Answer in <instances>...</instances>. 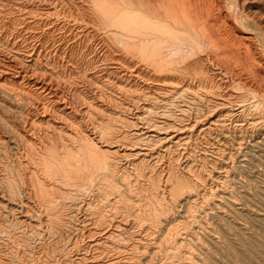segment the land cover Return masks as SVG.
I'll return each instance as SVG.
<instances>
[{"label": "bare ground", "instance_id": "6f19581e", "mask_svg": "<svg viewBox=\"0 0 264 264\" xmlns=\"http://www.w3.org/2000/svg\"><path fill=\"white\" fill-rule=\"evenodd\" d=\"M78 4L89 12L81 25L92 23L99 29L97 36L91 29L82 28L77 19L59 13L60 17L55 8H48L33 21H26L23 13L22 19L15 15L12 22L17 35L0 37L12 49L0 50V90L5 92L0 95V158L6 163L12 159L22 167L20 186L8 180L4 165L0 167V264L39 262L43 256L41 236L60 223L61 210L64 215L75 212L79 202L74 197L79 191H74L82 184L70 181L73 169L68 164L73 161V167L79 169L85 154H89L93 168L109 171L111 165L121 164L129 155V147L124 149L121 138H117L122 135V125L127 127L131 146L161 134L164 136L159 139L165 141L170 129L158 128L154 121L162 119L161 123L173 128L176 113L186 115L194 108L211 107L214 115H245L252 126L264 125V0H78L75 6L80 8ZM98 19L102 28L91 22ZM31 23L38 28V36L33 31L18 35L30 30ZM66 28L88 38L97 57L116 53L109 58L113 64L110 68L90 70L97 61L95 57L89 60L88 67L82 69L85 91L62 85L60 76L73 73L71 57L66 52L58 54L56 37L64 32L50 38L55 45L51 51L46 48L48 35ZM99 73L119 79L104 85ZM13 107L18 111H12ZM100 146L113 149L103 154L104 160ZM93 172L82 179L91 180ZM60 173L65 178V192L57 182ZM30 180H36L37 186L31 187ZM92 244L100 245L97 241ZM29 247L36 261L28 260L30 252L26 254L25 249ZM92 257H75L72 264H92Z\"/></svg>", "mask_w": 264, "mask_h": 264}, {"label": "rangeland", "instance_id": "374dc122", "mask_svg": "<svg viewBox=\"0 0 264 264\" xmlns=\"http://www.w3.org/2000/svg\"><path fill=\"white\" fill-rule=\"evenodd\" d=\"M76 1L78 0H0V37L6 39V36L17 35L16 25L13 23L15 15L22 19L23 13L26 21H33L41 18L48 8H55L58 16L63 14L62 16L77 19L82 28L91 29L97 36L99 29L92 27V23L90 26L83 23L81 25L80 22L89 12L80 4V8L76 7ZM91 22L96 27H103L99 19ZM20 26L23 27L22 24ZM34 26L31 23L30 30L24 29L18 35L26 36L29 31H33L38 36V28ZM3 31L4 35L1 34ZM53 32L54 35H48L45 40L46 48L51 51L55 45H52L50 38L58 36V32H64V36L56 37L58 54L62 56L66 52L71 57L72 66L69 68L72 75L60 76L66 89L79 88L85 91L87 83L82 69L88 67L92 57H95L97 63L89 66L90 70L98 71L99 68L113 66L109 58L116 53L97 57L94 46L88 44V38L78 34L76 29L66 28L64 31ZM0 50L8 52L12 49L0 40ZM99 74V80L104 85L119 79L111 74ZM190 79L196 80L192 77ZM106 91L110 89L107 87ZM0 95H5V92L0 90ZM12 111L18 110L13 107ZM210 112L211 107H202L191 109L186 115L176 113L177 124L173 128L161 123L162 119H156L154 122L158 128L170 129L167 139L160 140L164 136L161 134L150 140H140L134 146L128 145L131 142L126 135L127 127L122 125V135L117 138H121L119 140L124 149L129 147V155L123 157L121 164L111 165L109 171L105 168H93L89 154H85L81 166L78 164L79 169H75L71 161L68 167L73 169V173L69 179L76 181L78 185L82 184L74 191L80 192L74 196L79 201L77 208L75 212L67 210L65 215L61 210L60 223L52 228V233L45 232L40 238L43 256L39 262L36 261L32 248L29 247L28 250L25 249L28 251L26 254H31L27 255L28 260H34L37 264H44L45 261L49 264H72L78 256L85 254L88 257L94 256L90 259L92 264H264V125L252 126L251 120L245 115L237 118L227 112L220 115ZM122 115L127 119L130 116L127 113ZM112 150L100 146L101 159H106L103 154L112 153ZM10 161L6 163L0 158V167L4 165L8 180L20 186L22 167L16 161ZM92 171L91 180L82 179L84 174ZM57 177L60 190L65 192L67 186L63 174L60 173ZM29 184L31 187L37 186L36 180H30ZM65 201L68 202L69 198ZM93 241L100 245L95 247ZM252 243L254 244L251 245Z\"/></svg>", "mask_w": 264, "mask_h": 264}]
</instances>
